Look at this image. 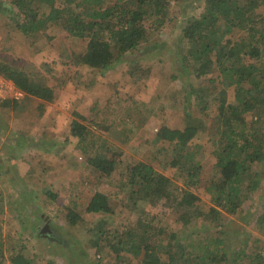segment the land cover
Listing matches in <instances>:
<instances>
[{
	"label": "rangeland",
	"instance_id": "obj_1",
	"mask_svg": "<svg viewBox=\"0 0 264 264\" xmlns=\"http://www.w3.org/2000/svg\"><path fill=\"white\" fill-rule=\"evenodd\" d=\"M203 4L204 0H172L168 12L171 21L162 27L152 21L146 22V27L154 30L148 43L140 52L125 56L129 61L134 60L136 66L132 68L122 61L109 71L101 72L72 64L74 52H83L87 42L69 36L58 27H47L29 40L24 37L34 43L28 48L32 53L24 46L18 47L20 39L16 40L11 30L14 24L8 21L17 10L12 9L9 0H0V58H16L20 65L29 67L56 90L55 99L44 103L25 98L11 82L0 76V99L21 101L15 112L7 113L0 108V230L5 264H10L11 254L19 251L27 255L31 264H48L49 261L98 264L96 249L91 244L92 228L95 233L121 231L131 228V224L136 225L140 216L131 211L128 186L123 187L126 168L134 161L149 163L169 178L175 195L180 196L183 190L196 194L200 201L193 208L205 213L212 205L214 188L209 185L218 173L214 168L212 148L205 142L207 138L194 139L182 150L156 136L161 126L183 128L186 115L198 110L194 95L188 97L191 89L197 95H204L203 103L206 104L201 106L202 112L197 111L201 118L214 119L218 114L221 85L218 81L208 84L205 77L197 78L190 72L185 74L178 55V37L188 21L202 13ZM258 12L264 13V8H259ZM217 75L216 72L210 76L216 78ZM210 94L214 95L210 97ZM226 99L227 102L233 99L229 90ZM41 103L43 113L38 110ZM73 120L89 129L87 154L81 151L84 145L78 144L77 138L71 135ZM18 137H23L22 141H17ZM97 150L117 163L110 178L89 166L88 160ZM176 151L180 152L179 156H192L199 161L202 169L199 184L188 186L185 175L170 166ZM50 192L56 197L52 198ZM96 194L108 198L109 207L113 208L111 213L86 211L85 207ZM259 199L253 202L258 210L263 197ZM161 204L145 205V212L159 219L160 225L167 229L182 230L179 229L181 223H176L182 210L165 208ZM70 211L81 217L82 224L77 230L68 227L66 216ZM244 215L231 217L227 229L231 233L245 231L252 244L253 237H260L255 229L256 216ZM42 218L53 229V239L39 236L38 239L34 234ZM196 224L198 228L211 231L204 222ZM42 230L44 234L46 228ZM59 238H63L64 243H55L61 241ZM23 246L27 249L21 251ZM99 246H105L103 240ZM111 258L109 255L102 257L103 264ZM132 261L131 256H124L117 264H131Z\"/></svg>",
	"mask_w": 264,
	"mask_h": 264
},
{
	"label": "trees",
	"instance_id": "obj_2",
	"mask_svg": "<svg viewBox=\"0 0 264 264\" xmlns=\"http://www.w3.org/2000/svg\"><path fill=\"white\" fill-rule=\"evenodd\" d=\"M171 1L9 0L17 12L8 21L14 24L11 30L16 40L20 39L18 47L24 46L32 53L28 48L34 43L28 41L29 37L42 33L47 27H58L69 36L87 42L83 52H74L72 64L106 72L122 61L132 68L136 66L134 60L129 61L125 56L140 52L148 43L154 30L147 28L146 22L152 21L162 27L171 21L168 16ZM259 8H264V0H204L202 13L190 19L178 37V55L185 74L190 72L197 78L205 77L208 84L218 81L221 85L217 98L219 111L214 119L201 118L197 111L206 104L203 103L204 95H197L191 89L188 97L194 95L198 110L186 115L183 128L161 126L156 136L182 150L194 139L207 138L205 142L212 148L214 168L218 173L209 185L214 188L212 205L205 213L193 208L200 201L196 194L183 190L180 196L175 195L171 180L152 165L131 162L125 171L127 176L123 187L128 186L131 211L140 216L136 225L131 224V228L121 231L95 233L92 228L91 244L96 249L98 264H103L102 257L106 255L116 257L107 264H117L124 256H131V264H264V242L261 239H264V13H257ZM2 57L0 76L11 82L25 98L44 103L55 99V88L38 78L39 75L29 67L20 65L16 58ZM216 72L218 75L212 78L210 75ZM227 90L233 94L229 102ZM20 105L21 101L15 99H0V108L7 113L15 112ZM43 109L41 103L38 110L43 113ZM256 113L260 116H255ZM1 123L0 119V129ZM70 131L78 144L84 145L81 151L87 154L89 129L73 120ZM22 139L18 137L16 140ZM99 151L89 158V166L110 178L117 163L106 159ZM179 153L174 152L170 166L185 175L188 186L199 184L202 170L199 161L192 156H179ZM211 188L208 189L210 193ZM50 196L56 197L51 192ZM261 196L263 204L258 210L253 202L260 200ZM160 202L165 208L182 210L176 222L181 223L179 229L182 230L167 229L160 225L159 219L145 212V205L153 207ZM109 205L106 196L96 194L85 208L90 214L111 213L113 208ZM244 205L245 209L242 208ZM240 214L250 218L256 216L255 229L260 237H253L252 244L245 231L231 233L227 229L231 217ZM66 219L69 228L78 229L79 215L70 211ZM44 220L42 218V224L34 229V234L37 238L53 239V229ZM197 221L204 222L211 231L198 228ZM44 227L46 232L42 234ZM59 239L61 241L55 243H64L63 238ZM102 240L104 247L99 246ZM2 241L0 230V264H5ZM25 249L23 246L21 251ZM9 261L10 264H31L27 255L20 251L11 254ZM48 264L58 263L49 261Z\"/></svg>",
	"mask_w": 264,
	"mask_h": 264
},
{
	"label": "built area",
	"instance_id": "obj_3",
	"mask_svg": "<svg viewBox=\"0 0 264 264\" xmlns=\"http://www.w3.org/2000/svg\"><path fill=\"white\" fill-rule=\"evenodd\" d=\"M21 95V93H19Z\"/></svg>",
	"mask_w": 264,
	"mask_h": 264
}]
</instances>
